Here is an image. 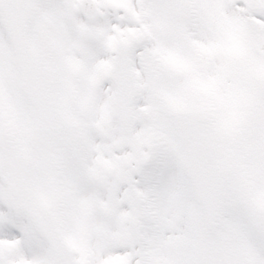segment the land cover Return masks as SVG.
<instances>
[{
	"label": "snow or ice",
	"instance_id": "obj_1",
	"mask_svg": "<svg viewBox=\"0 0 264 264\" xmlns=\"http://www.w3.org/2000/svg\"><path fill=\"white\" fill-rule=\"evenodd\" d=\"M0 264H264V0H0Z\"/></svg>",
	"mask_w": 264,
	"mask_h": 264
}]
</instances>
